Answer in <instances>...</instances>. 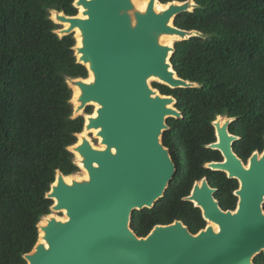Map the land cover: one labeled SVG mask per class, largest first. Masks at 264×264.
I'll return each instance as SVG.
<instances>
[{
	"label": "water",
	"instance_id": "95a60500",
	"mask_svg": "<svg viewBox=\"0 0 264 264\" xmlns=\"http://www.w3.org/2000/svg\"><path fill=\"white\" fill-rule=\"evenodd\" d=\"M157 1L162 3L149 0L141 10L133 0H75L77 15L52 11L51 18L62 25L56 30L61 37L74 33L77 41L80 30L75 55L94 79L68 80L81 91L74 117L83 115L84 130L97 129L105 147L83 137L69 148L79 153L76 163L88 178L68 182L69 175L57 173L47 197L54 200L51 210L65 211L67 219L53 213L43 217L47 223L38 224L39 240L25 254L28 264H255L264 252V151L245 166L233 150L237 137L229 133L231 119L215 121L218 142L211 145L226 160L208 166L240 180L236 209L221 208L216 189L204 178L186 199L202 209L206 228L194 234L178 220L156 225L146 237L132 228L135 214L152 208L175 178L176 164L161 138L168 118L183 117L175 97L162 94L150 81L171 88L198 86L178 75L171 62L175 44L162 41L165 35L177 41L197 35L175 24L196 3H162L167 8L157 11ZM93 103L99 105L96 116L85 112Z\"/></svg>",
	"mask_w": 264,
	"mask_h": 264
},
{
	"label": "trees",
	"instance_id": "16d2710c",
	"mask_svg": "<svg viewBox=\"0 0 264 264\" xmlns=\"http://www.w3.org/2000/svg\"><path fill=\"white\" fill-rule=\"evenodd\" d=\"M186 0H161L162 3ZM175 24L197 35L175 42L171 62L178 75L198 84L171 88L184 117L172 119L176 180L151 209L135 214L132 228L146 237L158 224L182 220L194 234L205 227L201 210L184 198L205 176L218 187L224 210H234L236 180L204 168L221 158L205 145L216 140L212 122L236 118L240 155L264 149V0H194ZM75 0H0V264H28L39 240L38 224L52 213L47 197L57 173L80 170L70 147L84 130L74 117L70 78L88 77L77 61L74 33L61 37L52 11L77 15ZM91 114L90 105L85 110ZM264 264V252L255 258Z\"/></svg>",
	"mask_w": 264,
	"mask_h": 264
},
{
	"label": "flooded vegetation",
	"instance_id": "af4514ba",
	"mask_svg": "<svg viewBox=\"0 0 264 264\" xmlns=\"http://www.w3.org/2000/svg\"><path fill=\"white\" fill-rule=\"evenodd\" d=\"M173 96V95H172ZM175 97V96H174ZM175 99H176V97H175ZM177 100V99H176ZM176 104H177V102H176ZM176 104H175V107L178 109V110H180L177 106H176ZM181 111V110H180ZM182 113H183V111H181ZM94 113V112H93ZM92 113V114H93ZM183 117H184V113H183ZM221 119V118H223L224 120V123L226 122V120L227 119H231V121H230V124H229V126H228V130H229V133H230V135H234V136H236L237 138H236V140L233 142V150H234V153H235V155H237V157L239 158V159H241L242 161H243V163L245 164V166H248L249 165V163H250V159H251V157L256 153V152H259L260 154H262L263 153V151H264V149L262 150V151H260V150H255L246 160L245 159H243L242 157H241V155H240V149H241V146H242V142H241V140H242V136L241 135H239V134H237V133H235V131H233V124L235 123V120H236V118H234V117H230V116H227V115H219L213 122H212V124H213V127H214V132H215V137H216V140L214 141V142H212V143H210V144H207V145H205V147L207 148V149H211V150H214V151H218L219 153H220V156H221V158L220 159H218V160H213V161H209V162H206L205 163V165H204V168L205 169H208V170H211V171H214V172H221V173H224L226 176H227V178L228 179H232V180H236L237 182H238V185H239V187H240V180L238 179V178H235V177H230L229 176V173L228 172H226V171H221V170H213L212 168H209V166H208V164L209 163H211V162H224L225 160H226V157H225V155H224V153L220 150V149H215V148H212L211 147V145L213 144V143H216V142H218V133H217V127L215 126V121L216 120H218V119ZM172 119H177V118H175V117H170V118H168V120H167V124H168V126H169V128L168 129H166L165 130V132H164V134H163V136H162V138H161V141H162V143H163V145H164V147L166 148V149H168L169 150V152H170V154H171V157H172V159H173V161L175 162V164H176V161H175V156H174V147H173V144L175 143V139H176V134H175V132L173 131V127H172V125L170 124V121L172 120ZM224 123H222V124H224ZM92 133H94V132H92ZM95 136V135H94ZM95 137H97V138H99L98 136H95ZM100 139V138H99ZM100 145V144H99ZM95 146H97V145H95ZM98 147V146H97ZM176 174H175V178H174V180L171 182V183H173L175 180H176V177H177V164H176ZM204 178H207L208 179V181H209V183H210V186L212 187V188H214V189H216V193L214 194V196H215V198L217 199V201L220 203V200L217 198V194H218V192H219V189H218V187H215L211 182H210V180H209V177L208 176H205ZM204 178H202L201 180H197L196 182H198V181H202ZM195 182V183H196ZM170 183V184H171ZM195 185V184H194ZM170 186V185H169ZM239 187L234 191V195L237 197V199H238V201H239V197L236 195V191L239 189ZM194 188V187H193ZM168 190V189H167ZM167 192V191H166ZM166 192H165V194H166ZM191 193H192V191H191ZM191 195V194H190ZM165 196V195H164ZM163 196V197H164ZM162 197V198H163ZM188 197V196H187ZM161 198V199H162ZM185 200H187L186 199V197L184 198ZM159 201V200H158ZM157 201V202H158ZM187 201H189V200H187ZM156 202V203H157ZM190 202H192L193 204H194V206H195V208H199L200 210H201V213H202V217H203V219H204V221L206 222V224H205V227L204 228H206V226L209 224V222H208V220H206L205 219V217H204V215H203V211H202V209L200 208V207H198L193 201H190ZM237 204H238V202H237ZM156 205V204H155ZM154 205V206H155ZM153 206V207H154ZM221 206V205H220ZM152 207V208H153ZM222 208V207H221ZM145 209H151V208H145ZM145 209H143L142 211H144ZM139 212H141V211H139ZM175 221H178V219L177 220H175ZM174 221V222H175ZM179 221H182V220H179ZM173 222V223H174ZM183 222V221H182ZM184 223V222H183ZM185 224V223H184ZM158 225H164V224H158ZM165 225H168V224H165ZM186 225V224H185ZM187 226V225H186ZM189 228V227H188ZM204 228H202V229H204ZM201 229V230H202Z\"/></svg>",
	"mask_w": 264,
	"mask_h": 264
},
{
	"label": "bare ground",
	"instance_id": "6f19581e",
	"mask_svg": "<svg viewBox=\"0 0 264 264\" xmlns=\"http://www.w3.org/2000/svg\"><path fill=\"white\" fill-rule=\"evenodd\" d=\"M148 2H149V0H133V3L137 6V8H139L141 10H144L147 7ZM165 8H167V6L165 4H162L159 1L156 2V10L157 11H161V10H163ZM54 16H55V13H53V17ZM80 16L83 17V8L82 7H80ZM64 25L67 26L68 24H64ZM76 35H77L78 45H81V36H80L81 33H80V30L79 29H76ZM174 38H177V37L171 36V35H165V36H163V40L162 41H163V43L172 44ZM93 79H94L93 73H90L89 76H88V78H87V81H92ZM73 90H74L73 103H74L75 107H77L79 105L78 98H79V95H80L81 91H80V88L78 86H73ZM93 104L96 106V110H97L99 108V105L97 103H93ZM96 110L94 111L93 114H91L92 116H96L97 115V111ZM223 120L224 119L221 118L222 123H224ZM92 132H94V135L95 136H98V130L97 129L84 130L82 133L79 134V139H78L79 140V143L82 141L83 137H87V138H89L91 140L90 134ZM104 147H105V145L102 144L101 138H100V145L98 146V148H104ZM76 154H77V157H79V153H76ZM81 168H82V173L84 174V177L85 178H88V172H87V170L84 169L83 167H81ZM74 178H76L75 175H69V176L66 177V180L68 182H71L72 179H74ZM64 213H65V211H64ZM52 215H55V214H52ZM57 217L60 218V219H62V220H66L67 219L66 214L64 216H57ZM46 223H47V220H45V219L42 220V224L43 225H45ZM212 225L214 226V228L216 230H218L217 224L212 223ZM43 234H44L43 231H41V235H43Z\"/></svg>",
	"mask_w": 264,
	"mask_h": 264
},
{
	"label": "rangeland",
	"instance_id": "374dc122",
	"mask_svg": "<svg viewBox=\"0 0 264 264\" xmlns=\"http://www.w3.org/2000/svg\"><path fill=\"white\" fill-rule=\"evenodd\" d=\"M61 26H62V25H61ZM162 40H163V38H162ZM176 41H177V38H174L172 44H175ZM89 74H90V73H89ZM154 82H158V80L153 79V80L150 81V83L152 84L153 87H154V85H153ZM154 88H155V87H154ZM155 89H157V88H155ZM157 90H158V89H157ZM91 106L93 107V112H94L95 109H96V106H95L94 104H92ZM86 114H87V113H86ZM90 136H91V140H92L93 144L99 146V144H100V139L97 138V137H95V136H94V133H91ZM75 155H76V154H75ZM76 158H77V155H76ZM73 175H75L76 178H81L82 176H84V174L82 173V168H80V170H79L78 172L74 173ZM52 213L55 214L56 216H64V211H63V212H54V211H52Z\"/></svg>",
	"mask_w": 264,
	"mask_h": 264
}]
</instances>
